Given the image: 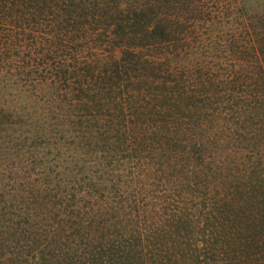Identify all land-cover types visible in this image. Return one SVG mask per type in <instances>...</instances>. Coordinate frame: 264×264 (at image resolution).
Returning a JSON list of instances; mask_svg holds the SVG:
<instances>
[{"label":"trees","instance_id":"1","mask_svg":"<svg viewBox=\"0 0 264 264\" xmlns=\"http://www.w3.org/2000/svg\"><path fill=\"white\" fill-rule=\"evenodd\" d=\"M0 264H264V0H0Z\"/></svg>","mask_w":264,"mask_h":264}]
</instances>
